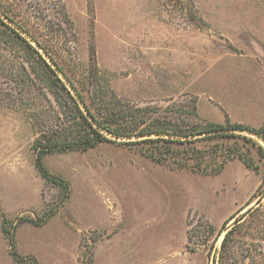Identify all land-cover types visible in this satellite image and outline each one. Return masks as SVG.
Segmentation results:
<instances>
[{
    "label": "rangeland",
    "instance_id": "1",
    "mask_svg": "<svg viewBox=\"0 0 264 264\" xmlns=\"http://www.w3.org/2000/svg\"><path fill=\"white\" fill-rule=\"evenodd\" d=\"M0 3L78 84L91 74L88 102L92 91L116 97L182 128L264 122V0ZM27 58L0 34V264H215L223 224L259 205L263 168L236 158L203 175L123 143L138 138H114L46 155L51 176L68 183L61 187L39 172L33 145L37 120L60 112L61 121L65 108L40 93Z\"/></svg>",
    "mask_w": 264,
    "mask_h": 264
},
{
    "label": "trees",
    "instance_id": "2",
    "mask_svg": "<svg viewBox=\"0 0 264 264\" xmlns=\"http://www.w3.org/2000/svg\"><path fill=\"white\" fill-rule=\"evenodd\" d=\"M17 17L11 6L0 3L1 39L5 43H16L28 53L27 61L31 67L28 77L31 81L39 80L42 85L37 87L41 89L40 93H48L61 108H65L61 112V121V116H57L60 112H54L56 116L45 112L43 118L37 120L41 133L33 148L36 167L44 178L53 179L67 188L66 180L51 176L44 164L45 156L54 152L84 151L106 141L115 142L114 138H138L123 143L142 145L144 155L174 169L217 175L229 161L239 158L251 169L259 171L262 167L264 172V143L261 142H264V122L259 127L208 122L203 126L196 124L182 128L172 120L154 115L156 112L129 106L116 97L99 98L92 91L88 102L86 81L91 74H84L86 81L78 84L80 80L76 82L74 73L73 76L70 74L61 57L56 56L50 46ZM253 149L254 155L251 153ZM255 199L259 205L252 206L236 219L235 224L228 225L231 217L219 230V235L227 232L215 264H264V177L254 194ZM208 227L215 232L212 224ZM243 235L257 239L249 241ZM188 239L190 242L193 239L190 231Z\"/></svg>",
    "mask_w": 264,
    "mask_h": 264
}]
</instances>
